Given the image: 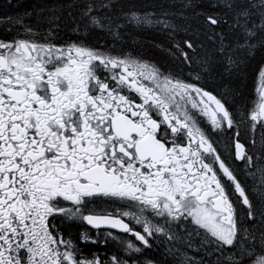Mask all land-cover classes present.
I'll return each instance as SVG.
<instances>
[{"label":"snow or ice","instance_id":"snow-or-ice-1","mask_svg":"<svg viewBox=\"0 0 264 264\" xmlns=\"http://www.w3.org/2000/svg\"><path fill=\"white\" fill-rule=\"evenodd\" d=\"M73 7L112 45L62 42L55 9L0 19V264H264V67L251 103L233 86L264 0Z\"/></svg>","mask_w":264,"mask_h":264},{"label":"trees","instance_id":"trees-1","mask_svg":"<svg viewBox=\"0 0 264 264\" xmlns=\"http://www.w3.org/2000/svg\"><path fill=\"white\" fill-rule=\"evenodd\" d=\"M84 0H0V19H4L5 14L12 16L31 15L32 19L36 18V14L46 12L49 9L57 10V14L61 16L60 20V37L63 41H83L89 45L101 46L107 43L112 45V37L99 30H86L78 21L79 10L73 5H79ZM123 2L134 3L138 6L171 4L179 3V0H123ZM151 7L148 11H152ZM47 19V16H45ZM2 31V28H0ZM160 37L152 30H137L129 28L123 37L122 43L126 46V50H135L137 52H148L149 54L159 56V51L152 47L153 44L159 43ZM261 53L257 52L254 59L246 62L242 74L238 75L233 82V86L237 89L240 97L241 105L248 103L252 94V84L255 76L263 67L261 62Z\"/></svg>","mask_w":264,"mask_h":264},{"label":"flooded vegetation","instance_id":"flooded-vegetation-1","mask_svg":"<svg viewBox=\"0 0 264 264\" xmlns=\"http://www.w3.org/2000/svg\"><path fill=\"white\" fill-rule=\"evenodd\" d=\"M259 73H260V71H259ZM259 73H257V75L255 76V81L252 84V94H251V98L249 99L248 103H251L252 100H255L257 98L256 90H257L258 83H259ZM85 230H86L85 228L69 229V231L73 232V234H78L79 232L85 231ZM91 235L93 238H95V236H96L95 230H91ZM80 247L82 250L85 251V254H88L89 252H97V253L103 254L106 250L103 246H96V245L84 244V243H81ZM153 251H155V249ZM189 255H192V253L189 252ZM158 258L167 259L170 262V264H175V260L173 257L164 255V248L163 247L160 248V251L158 253Z\"/></svg>","mask_w":264,"mask_h":264},{"label":"rangeland","instance_id":"rangeland-1","mask_svg":"<svg viewBox=\"0 0 264 264\" xmlns=\"http://www.w3.org/2000/svg\"><path fill=\"white\" fill-rule=\"evenodd\" d=\"M106 33V32H105ZM107 34V33H106ZM263 67H264V65H263Z\"/></svg>","mask_w":264,"mask_h":264}]
</instances>
